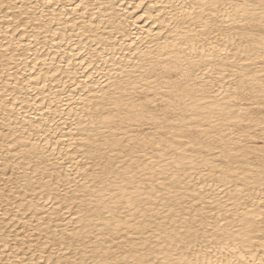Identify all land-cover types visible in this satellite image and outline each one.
I'll use <instances>...</instances> for the list:
<instances>
[{
	"label": "snow or ice",
	"instance_id": "obj_1",
	"mask_svg": "<svg viewBox=\"0 0 264 264\" xmlns=\"http://www.w3.org/2000/svg\"><path fill=\"white\" fill-rule=\"evenodd\" d=\"M159 7L129 35L79 0L60 39L58 0H0V35L79 40L75 72L4 56L0 264H264V0Z\"/></svg>",
	"mask_w": 264,
	"mask_h": 264
},
{
	"label": "bare ground",
	"instance_id": "obj_2",
	"mask_svg": "<svg viewBox=\"0 0 264 264\" xmlns=\"http://www.w3.org/2000/svg\"><path fill=\"white\" fill-rule=\"evenodd\" d=\"M146 1V0H145ZM44 0H40V3H43ZM58 2L61 5V9L58 10L55 14V19L57 21H60L61 19V11H64L67 13L66 16L63 17L64 21L66 22L65 24H57V27L59 28L60 31V39H64L65 38V27L67 26V32L68 33H72L73 29L71 28V24L74 22L71 18L75 15V13L72 12V7H74V5L76 3L79 2V0H58ZM91 2H95V3H105V4H111L113 2L116 3V8H108L107 10H101L100 14L103 15H109L111 14L112 16H115L117 13L119 14V17L122 18V22L125 25L126 28L130 27V31H129V35H131L132 33H135L136 35H144V36H148L150 33L155 36V34L159 31H161L163 25L160 23V21H164L165 19H161L160 18H156L158 16H160L159 14L162 12V9L159 7V5L162 4H167V3H174L176 2V0H151L150 1V8H148L147 10L144 11V13H147V18L148 19H153V24L158 23V28H157V32L153 33V29L152 28H147L146 26L149 27V25H139V22L141 19L134 20L132 17H130V14H132V11L130 13V8L132 9V6L130 8H128L127 6L124 7L123 6V2L124 0H91ZM132 3V1H130ZM118 3H120V5L118 6ZM129 4V2H125V5ZM145 4V3H144ZM130 5V4H129ZM128 5V6H129ZM141 5L142 4H138ZM153 5H157L156 8H153ZM67 6V7H64ZM144 6V5H143ZM117 7H119V9L121 10H117ZM120 7H124V8H120ZM136 10L137 7H135ZM134 8V9H135ZM142 8V7H141ZM140 9V8H139ZM143 13V15H145ZM162 14V13H161ZM167 14V13H166ZM48 18H52L53 14L51 12L47 13ZM132 16V15H131ZM165 16V15H163ZM130 17V18H129ZM144 17V16H142ZM79 18V17H78ZM163 18V17H162ZM149 21V20H146ZM151 21V20H150ZM151 22V23H152ZM149 24V23H148ZM160 25V27H159ZM146 29H148L147 31H145ZM53 32L56 31V28L54 27L52 29ZM76 31H79V29H77ZM109 35H111V33H108ZM40 35V43L37 44L36 40L33 39L31 36L28 35H24L23 33H17L15 36H13L11 33L7 36H3L0 35V72H2L5 68V62H4V56L8 55L9 56V64L13 65V67H10L8 70L9 72L13 75V77L16 76V69L20 70V75L23 76L25 71H30V67L28 69L24 68V65H33V64H37V62H39L38 68H37V72H39L40 68H44L45 69V73L47 75V67L45 65V58L48 57V64L51 65L53 63V61L50 59V57H60L63 59V63L65 68H67V60L68 59H73V72H75V69L79 67V65H77L75 63V60L77 59V57H72L69 54L72 53L77 45L79 44V40L76 39L75 37H72V39L75 41V43L73 44H68L67 41H65L64 44H60L59 40H55L54 42V37L51 35V33L48 34H39ZM115 39V37H114ZM130 42V41H129ZM11 47L12 52H17V51H22V57L21 56H17L15 59L12 58L10 53H5L3 50L5 48ZM125 51H127V47L125 46ZM58 58L55 60V64L57 67L60 66L62 60ZM49 80H51V77H48ZM59 78H63L65 81H68L69 84H71V81L69 80V77L66 73L61 72L60 73V77ZM75 78V77H73ZM13 83H15V79H13L12 81ZM81 81L79 79H77V84H80ZM55 86H56V82L52 81L49 84V89L50 91H54L55 90ZM59 87L62 89L64 88L63 84H60ZM72 87H75V85H72ZM84 91L83 88H80V92L79 94L76 93V96H79L82 92ZM0 118H2V113H0Z\"/></svg>",
	"mask_w": 264,
	"mask_h": 264
},
{
	"label": "rangeland",
	"instance_id": "obj_3",
	"mask_svg": "<svg viewBox=\"0 0 264 264\" xmlns=\"http://www.w3.org/2000/svg\"><path fill=\"white\" fill-rule=\"evenodd\" d=\"M130 1H132V3L130 2ZM150 1L151 0H124V2H123V6L124 7H128V8H130L131 6H132V9L130 8L129 10H130V13L132 12V14H130V17H132L134 20L136 19H138V17H139V19H141L140 20V22H139V25H145V23H146V25H149V27L148 26H146L148 29L149 28H152L153 29V33H155V32H157L158 30H159V28H158V23H157V25L156 24H154V25H152L153 24V19H148L147 17V15L144 13V11L145 10H147L148 8H150V6H149V4H150ZM125 2H129V4H127L126 3V5H125ZM142 4V8L140 7V9L137 7V9L138 10H136V5H138V4ZM145 3V4H144ZM120 5V3H118V6ZM129 5V6H128ZM144 5V6H143ZM124 7H120L121 9L122 8H124ZM135 8V9H134ZM119 9V7H117V10ZM120 10V9H119ZM123 10V9H122ZM121 11V10H120ZM143 13L145 14V15H143ZM162 13V14H161ZM159 15L160 16H158V17H156V18H160L159 20H161V19H165L167 16H168V12H166V11H163L162 10V12H161ZM167 13V14H166ZM132 15V16H131ZM163 15H165V16H163ZM142 16H144V17H142ZM147 16V17H146ZM129 17V18H130ZM163 17V18H162ZM138 19V20H139ZM146 20H149V21H146ZM151 20V21H150ZM152 22V23H151ZM149 23V24H148ZM159 27H160V25H159ZM157 28H158V30H157ZM148 29H146L145 31H147ZM79 92H80V88H78L77 89V91H76V93H78L79 94ZM84 92V91H83ZM85 95H86V93H85Z\"/></svg>",
	"mask_w": 264,
	"mask_h": 264
}]
</instances>
